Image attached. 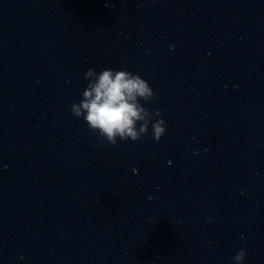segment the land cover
<instances>
[{"label":"water","instance_id":"water-1","mask_svg":"<svg viewBox=\"0 0 264 264\" xmlns=\"http://www.w3.org/2000/svg\"><path fill=\"white\" fill-rule=\"evenodd\" d=\"M166 122L115 146L89 69ZM264 264V0H0V264Z\"/></svg>","mask_w":264,"mask_h":264},{"label":"clouds","instance_id":"clouds-1","mask_svg":"<svg viewBox=\"0 0 264 264\" xmlns=\"http://www.w3.org/2000/svg\"><path fill=\"white\" fill-rule=\"evenodd\" d=\"M87 87L82 92L79 103H73L71 112L83 117L88 128L98 133L115 146L121 141H137L152 127L154 141H159L166 133V122L160 111H149L145 103L155 99V93L148 81L140 75L126 70L106 68L99 73L89 69L85 75ZM246 253L241 249L233 258L232 264H242Z\"/></svg>","mask_w":264,"mask_h":264}]
</instances>
